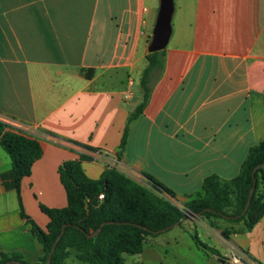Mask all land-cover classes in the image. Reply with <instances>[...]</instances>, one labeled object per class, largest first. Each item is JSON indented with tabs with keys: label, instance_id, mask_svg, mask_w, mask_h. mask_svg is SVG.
Returning a JSON list of instances; mask_svg holds the SVG:
<instances>
[{
	"label": "crops",
	"instance_id": "0c3cea01",
	"mask_svg": "<svg viewBox=\"0 0 264 264\" xmlns=\"http://www.w3.org/2000/svg\"><path fill=\"white\" fill-rule=\"evenodd\" d=\"M159 4L0 0V116L30 126L43 149L21 185L24 210L41 228L49 218L40 204H67L58 173L66 160L88 156L82 167L94 179L116 167L150 186L146 172L183 206L206 176L238 175L250 147L264 140V0H174L163 68L120 153L143 97L133 74L146 67ZM9 251L36 262L43 245L21 215L12 161L0 146V254ZM233 252L264 264V216L250 230L244 221L187 217L124 257L125 264H225Z\"/></svg>",
	"mask_w": 264,
	"mask_h": 264
},
{
	"label": "trees",
	"instance_id": "16d2710c",
	"mask_svg": "<svg viewBox=\"0 0 264 264\" xmlns=\"http://www.w3.org/2000/svg\"><path fill=\"white\" fill-rule=\"evenodd\" d=\"M164 58L165 48L147 53V66L140 81L143 97L128 117L120 153L126 146L129 123L146 106L151 92L152 74L155 70L161 72ZM82 71L86 77L93 75L91 69L82 68ZM0 146L12 161L21 215L43 245V255L36 262L28 261L20 251H9L1 252L0 264L9 259H20L26 263L46 262L64 223L68 225L56 246L51 264H66L72 249L76 259L84 264H125L126 253L142 251L148 236L158 235L156 230L181 222L187 210L201 213L208 220L224 218L233 222L244 221L246 230L252 229L264 216V194L260 191L264 183V166L255 172L257 184L246 213L231 219L223 216L238 215L244 210L254 182L253 169L264 161V140L250 147L238 175L230 179H223L216 174L206 176L200 190L189 194L183 206L173 200L177 197L174 190L146 172L142 174L150 186L140 183L116 167L105 168L101 176L94 179L82 167V160L88 156L66 160L59 165L58 173L66 192L67 204L60 208L40 204L41 210L49 218L45 228H41L25 212L21 197L23 179L30 176L34 163L43 155L39 140L17 125L0 119ZM104 221L113 222L104 224L99 234L87 237L86 233L94 232ZM223 235L228 237L229 233L223 231ZM192 236L199 247L208 248L196 234Z\"/></svg>",
	"mask_w": 264,
	"mask_h": 264
},
{
	"label": "water",
	"instance_id": "95a60500",
	"mask_svg": "<svg viewBox=\"0 0 264 264\" xmlns=\"http://www.w3.org/2000/svg\"><path fill=\"white\" fill-rule=\"evenodd\" d=\"M174 9H175L174 0H160L157 18H156V22H155L154 29H153L152 39L148 45V51L149 52L162 50V49L166 48V46L168 45L170 38H171V34H172V18H173ZM262 166H264V161L262 163L258 164L257 166H255L253 169V180H254V182L250 188L248 200H247V203H246L245 208L242 211V213L238 214V215H223V216H225V218H228V219L238 218L240 215L246 213V211L250 205L253 193L255 191L256 184H257V178L255 176V172L259 167H262ZM200 215H201V213H192V212L187 210V212L182 217V219H185L187 217L200 216ZM109 222H113V221L102 222L94 232L86 233L87 237L90 238V237H93V236L99 234L103 225L106 223H109ZM179 223H180V221H177L176 223L169 225L166 228L156 230L155 232L157 234H160V233L166 231L167 229H169L175 225H178ZM67 225H68V223H64L62 225L59 234L57 235V237L55 238V240L51 246V250L49 252V255H48L46 262H44V263H26L20 259H9L4 264H51L52 257H53L54 251L56 249V246H57L58 242L60 241V239L62 238V236L66 230ZM139 226L143 227L144 229H148V227H146V226H143V225H139Z\"/></svg>",
	"mask_w": 264,
	"mask_h": 264
},
{
	"label": "built area",
	"instance_id": "2783aa9c",
	"mask_svg": "<svg viewBox=\"0 0 264 264\" xmlns=\"http://www.w3.org/2000/svg\"><path fill=\"white\" fill-rule=\"evenodd\" d=\"M1 120H4L6 122H9L11 124L17 125L18 127L28 131L30 129V126H26L24 124H20L15 122L14 120L10 118H6L3 116H0ZM95 158H98L101 155V151L97 150L96 152L93 153ZM102 197V195H100ZM225 264H252V261L247 258L243 253L241 252H233L228 259L226 260Z\"/></svg>",
	"mask_w": 264,
	"mask_h": 264
},
{
	"label": "rangeland",
	"instance_id": "374dc122",
	"mask_svg": "<svg viewBox=\"0 0 264 264\" xmlns=\"http://www.w3.org/2000/svg\"><path fill=\"white\" fill-rule=\"evenodd\" d=\"M145 63H146V66H147V60L145 61ZM144 71V70H143ZM157 74V71L155 70L154 72H153V74H152V78L155 76ZM142 75H143V72L142 73H140V74H136V73H134L133 74V77H134V79H135V87H136V90H137V93H136V98H138L139 99V94L141 93L140 92V85H141V78H142ZM139 83H140V85H139ZM138 181L140 182V183H142V184H145V185H148V184H146V182L144 181V179H142V178H138ZM263 188H264V183H263ZM262 188V193L264 194V189ZM85 209H86V207H85ZM86 216V212H84V216L83 217H85ZM72 252L74 253L75 251H74V249H72L71 250V254H70V258L68 259V261H67V263L68 264H73V262H79V264H82V263H80V261H78V260H76V259H73V254H72ZM74 260V261H73ZM29 261V260H28Z\"/></svg>",
	"mask_w": 264,
	"mask_h": 264
}]
</instances>
